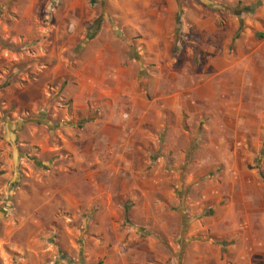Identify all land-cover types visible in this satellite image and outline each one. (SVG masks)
Listing matches in <instances>:
<instances>
[{
  "label": "crops",
  "instance_id": "0c3cea01",
  "mask_svg": "<svg viewBox=\"0 0 264 264\" xmlns=\"http://www.w3.org/2000/svg\"><path fill=\"white\" fill-rule=\"evenodd\" d=\"M167 2L174 12L175 0ZM187 8L181 37L179 28L172 34L170 16L141 21L140 52H132L136 64L130 62L128 41L120 52L107 41L90 49L88 60L70 74L72 90L61 94L70 111L49 116L59 121L52 124L58 128L52 137L57 147L43 146L33 133L28 147L71 156L53 177L63 183L57 193L68 210L95 207L115 215L123 209L130 230L139 235L144 229L131 215H169L176 231L187 228L179 264H264V192L161 191L162 184L199 176L185 168L218 167L223 179L237 170L245 173L264 140V40L253 38V30H260L257 18L230 44L235 19L204 12L195 0ZM34 120L31 115V124ZM211 199L217 201L216 213L200 218Z\"/></svg>",
  "mask_w": 264,
  "mask_h": 264
},
{
  "label": "rangeland",
  "instance_id": "374dc122",
  "mask_svg": "<svg viewBox=\"0 0 264 264\" xmlns=\"http://www.w3.org/2000/svg\"><path fill=\"white\" fill-rule=\"evenodd\" d=\"M192 1L175 0L173 12L167 0H0V264H179L186 227L176 231L177 223L160 213L131 215L132 222L144 229L139 235L130 230L123 209L115 215L98 213L95 207L68 210L57 193L63 183L53 177L68 166L71 156L28 147V137L33 133L43 146L57 147L52 137L58 128L52 124L59 121L49 116L70 111V102L61 94L72 90L70 74L88 60L90 49L107 41L120 52L128 41L130 62L136 64L132 52H140L138 36L145 32L141 21L163 22L170 16L172 34L179 28L181 37L184 9ZM195 1L204 12L236 20L230 44L255 18L260 30H253L254 41L264 40V0L232 6ZM96 36L98 41H92ZM31 115L44 125L31 124ZM14 131L15 141H9ZM192 169L199 175L192 182L165 183L161 191L195 195L206 191L214 196L241 189L264 192V140L245 173L237 170L223 179L218 167L183 171ZM83 192L89 194L88 189ZM124 202L128 206L132 201ZM215 202L207 203L200 218L216 213ZM219 202L221 206L223 201Z\"/></svg>",
  "mask_w": 264,
  "mask_h": 264
},
{
  "label": "trees",
  "instance_id": "16d2710c",
  "mask_svg": "<svg viewBox=\"0 0 264 264\" xmlns=\"http://www.w3.org/2000/svg\"><path fill=\"white\" fill-rule=\"evenodd\" d=\"M91 38H92V36H91ZM38 118V117H37ZM49 122V121H48ZM34 123H36L37 125H44V123L43 122H41L40 121V119L38 118V120L36 121V120H34Z\"/></svg>",
  "mask_w": 264,
  "mask_h": 264
}]
</instances>
